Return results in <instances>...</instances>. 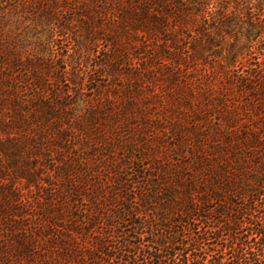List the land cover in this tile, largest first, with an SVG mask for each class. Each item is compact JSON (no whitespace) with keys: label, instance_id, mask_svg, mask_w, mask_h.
<instances>
[{"label":"trees","instance_id":"16d2710c","mask_svg":"<svg viewBox=\"0 0 264 264\" xmlns=\"http://www.w3.org/2000/svg\"><path fill=\"white\" fill-rule=\"evenodd\" d=\"M0 264H264V0H0Z\"/></svg>","mask_w":264,"mask_h":264}]
</instances>
